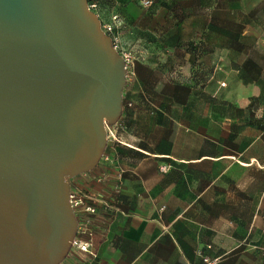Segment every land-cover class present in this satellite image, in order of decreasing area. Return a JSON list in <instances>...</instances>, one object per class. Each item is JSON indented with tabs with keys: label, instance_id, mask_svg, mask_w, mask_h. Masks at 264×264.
Returning a JSON list of instances; mask_svg holds the SVG:
<instances>
[{
	"label": "crops",
	"instance_id": "crops-1",
	"mask_svg": "<svg viewBox=\"0 0 264 264\" xmlns=\"http://www.w3.org/2000/svg\"><path fill=\"white\" fill-rule=\"evenodd\" d=\"M110 3L123 47L131 34L145 53L108 146L117 165L73 180L100 199L96 256L61 264H264V0ZM117 167L118 194L113 174L93 178Z\"/></svg>",
	"mask_w": 264,
	"mask_h": 264
},
{
	"label": "water",
	"instance_id": "water-1",
	"mask_svg": "<svg viewBox=\"0 0 264 264\" xmlns=\"http://www.w3.org/2000/svg\"><path fill=\"white\" fill-rule=\"evenodd\" d=\"M89 0H0V264H61L71 179L120 120L127 62Z\"/></svg>",
	"mask_w": 264,
	"mask_h": 264
},
{
	"label": "built area",
	"instance_id": "built-area-1",
	"mask_svg": "<svg viewBox=\"0 0 264 264\" xmlns=\"http://www.w3.org/2000/svg\"><path fill=\"white\" fill-rule=\"evenodd\" d=\"M139 4L145 8H151L156 4V0H136ZM89 8L96 12L101 20V27L104 32L112 37L115 47L121 52L127 62V79L134 78L135 73V56L131 50L123 47V30L126 27V18L114 8L108 7L109 5L102 4L100 0H89ZM108 144L103 156L100 159L98 165L104 167L115 166L116 160L114 154L108 149V146L114 145L117 141L119 131L124 128V123L117 121L113 125H108ZM97 165V166H98ZM171 164H161L160 169L163 172L168 171ZM93 171V170H92ZM90 171V172H92ZM90 172L82 173L84 175ZM125 170L121 167H117L113 173L101 172L100 174L94 175L93 178L102 181L105 175H111L116 178L115 193H120L123 186ZM71 179V191H70V202L75 215L78 219V230L75 238L72 241V251L86 252L92 256H96L93 251L94 244V215L98 211L100 199L94 193H83L82 189L76 185Z\"/></svg>",
	"mask_w": 264,
	"mask_h": 264
},
{
	"label": "rangeland",
	"instance_id": "rangeland-1",
	"mask_svg": "<svg viewBox=\"0 0 264 264\" xmlns=\"http://www.w3.org/2000/svg\"><path fill=\"white\" fill-rule=\"evenodd\" d=\"M156 2H158V0H156ZM154 6H156V5H154ZM152 8V7H151ZM139 36V35H138ZM125 41L127 42V44L128 45H131V46H133L134 47V49L132 48V49H130V48H127V49H129V50H131L132 51V53L134 54V56H135V63H136V60H138V58H140L141 56H142V54L143 53H145V51H144V49H142V44H141V40H140V38L138 37V38H136V39H134L133 38V35H131V34H127L126 35V39H125ZM156 41V40H155ZM150 54H152V55H157V54H159L160 53V51L157 49V46L156 45H154V47L152 48V50L149 52ZM141 55V56H140ZM132 78H129L128 77V80H131ZM147 99H144L145 101H147V102H152V103H155L156 101H157V99H156V95H151V96H147L146 97ZM129 99H127L126 101H128ZM124 101H125V99H124ZM125 103V102H124Z\"/></svg>",
	"mask_w": 264,
	"mask_h": 264
},
{
	"label": "trees",
	"instance_id": "trees-1",
	"mask_svg": "<svg viewBox=\"0 0 264 264\" xmlns=\"http://www.w3.org/2000/svg\"><path fill=\"white\" fill-rule=\"evenodd\" d=\"M101 3H102L103 5H104V4H106V5H107V4H108V5L111 4V3H110V0H102ZM155 5H157V2H156ZM109 6H110V5H109ZM135 73H136V75L134 76V78L137 76L136 65H135ZM134 78H133V79H134Z\"/></svg>",
	"mask_w": 264,
	"mask_h": 264
}]
</instances>
